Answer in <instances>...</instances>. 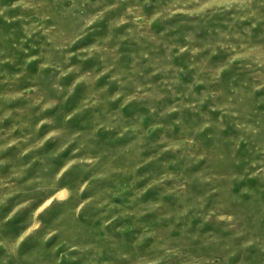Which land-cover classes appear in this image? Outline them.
Instances as JSON below:
<instances>
[{
    "label": "clouds",
    "instance_id": "1",
    "mask_svg": "<svg viewBox=\"0 0 264 264\" xmlns=\"http://www.w3.org/2000/svg\"><path fill=\"white\" fill-rule=\"evenodd\" d=\"M53 2L17 0L12 7L23 5L47 12ZM55 3L59 6L53 12L52 23L56 27L50 28L49 32L63 31L65 13L60 10L66 9L71 13V34L62 37L55 45L60 59L53 61L50 54L41 65V71L47 67L54 77L48 89L33 87L27 91L36 94L38 117L57 110L61 103H67L78 87L81 100L79 106L63 114L62 124L58 125L53 116H44L35 126L39 131L47 124L48 131L27 151L43 148L51 141L55 148L51 153L52 159H60L66 151L69 154L58 165L44 163L36 178L27 180L22 188L10 191L9 195L15 196L11 203L7 196L0 198V208L6 212L3 219L11 222L9 228L0 223V264H18L20 258L32 255L37 249H54L57 240L68 244L69 250L85 251L86 246L80 242L67 240V217L70 215L72 220H76L94 206L101 209L105 205L117 207L107 198L93 194L94 182H110L112 173L116 171L111 160L97 152L96 146L84 133L68 131V122L87 111L92 117L90 135L94 136L100 130L107 134L115 133L118 138L135 134V142L143 144L148 130L143 128L140 108L125 119L121 113H112L108 109L109 103L117 101L120 109L132 103L147 106L155 118L151 130H161L153 144L160 145L157 156L149 155L141 161L137 150V167L151 163L164 153L169 154L163 161L165 170L152 178L139 194L148 188H157L173 198L172 201L153 203L144 211L138 208L136 212L124 214L138 217L147 210L156 212L167 203L168 207L177 209L175 214L169 213L168 218L174 216L175 223L181 225V235L188 228L198 236L210 235L208 243L231 248L229 255L232 256L253 244L264 251V240L255 238L250 231L252 225L240 208L238 194L250 187L247 179L255 178L258 183H264V117L250 115L247 108L241 107L242 98L237 99L239 85L243 84L250 85L256 100H264V27L261 35L253 39V31L264 26V0H135L134 7L127 6L129 0H55ZM103 20H107L108 33L103 42L98 43L101 33H96L93 25ZM156 23L160 24L159 32L149 35ZM172 29L183 31V43L169 41L166 34ZM89 33H93L89 44L75 52L70 50L72 44ZM141 36L162 45V49L154 48L151 55L142 51L141 56L147 59L148 64L141 67H137L134 56L129 71L123 63L116 62V49L110 41L115 42L118 48L120 42L133 37L139 44ZM73 56L77 58L76 64L71 63ZM184 56L187 57V68L171 63ZM85 60L92 63L81 67L80 62ZM149 67L150 71L144 70ZM69 76L72 80L65 86L63 80ZM156 76L160 77L159 84L153 82ZM102 77L106 78V83L98 85L97 81ZM108 84L114 87L110 89ZM226 87L231 89V94ZM18 95L23 96L24 93ZM169 97L171 102L161 106L160 102ZM185 110L199 117L198 120L194 117L191 127L184 122ZM211 113L219 115L213 120ZM169 117L174 119L165 123ZM173 124L178 128H173ZM227 124H230L234 137V148L254 146L251 159L243 169L229 163L225 156L217 155L216 137L225 131ZM209 129L216 131L209 135L210 145L202 147L198 136ZM169 133L178 138L171 139ZM132 143L130 140L129 144ZM106 147L122 149L124 146ZM231 159H235V153ZM170 160L172 163L183 160L185 171L167 170ZM220 162L225 163L223 172L218 170ZM194 165L198 167L192 170ZM193 184L198 186L197 191L192 190ZM225 184L229 186L228 191ZM233 184L239 185L238 193L230 191ZM3 188L0 182V189ZM86 192L89 195L84 198ZM193 215L199 217L195 227L181 224ZM258 218H264V204L258 209ZM203 224L219 225L222 232L231 236V241H225L221 235L207 229L201 234ZM139 227L142 232L124 246L114 241L116 246L111 249L108 264H215V259L193 260L180 239L169 238L161 242L155 230L142 225ZM124 230V227L117 229L119 232ZM240 238L245 242L237 249L232 241Z\"/></svg>",
    "mask_w": 264,
    "mask_h": 264
},
{
    "label": "rangeland",
    "instance_id": "2",
    "mask_svg": "<svg viewBox=\"0 0 264 264\" xmlns=\"http://www.w3.org/2000/svg\"><path fill=\"white\" fill-rule=\"evenodd\" d=\"M14 4H17V0H0V12H2L0 14V182L4 185V188L0 189V198L7 196L9 203L15 200V196L9 195V192L22 188L27 180L36 178L44 163L58 165L69 154L66 151L60 159H52L51 153L55 151V148L51 141L46 143L43 148H33L32 151H27V149L32 148L48 131L47 124L43 125L39 131L36 130L35 126L39 119L44 116H53L58 125L62 124L63 114L79 106L82 95L78 87L76 92L69 97L68 102L61 103L57 110L42 113L40 117L36 115L39 111V106H35L36 94L27 90L33 87L48 89L54 77L49 74L50 69L47 67L41 71V65L50 54L53 61L60 59V53L55 51V45L60 42L62 37L71 34L69 31L71 13L66 9H61L60 11L65 13L62 20L63 31L61 33L49 32L50 28L56 27L52 23L53 12H56L59 7L55 0L51 5V10L47 12L39 11L36 7L25 8L23 5L12 7ZM127 6L134 7L135 0H129ZM59 14L57 12L58 16ZM109 15H114V13ZM262 27L264 26H258L253 31V39L261 35ZM93 28L96 33H101L97 42H103L108 33L107 20L98 22L93 25ZM159 29V23L153 24L149 35H156ZM121 34L124 33L121 32ZM166 36L170 42L183 43L184 41V33L180 29H172ZM92 38L93 33H89L83 39L72 44L70 50L77 51L81 46L89 44ZM157 39L159 40L160 37L157 36ZM139 40V44L136 43V37L122 41L118 48H116L115 42L110 41L112 47L116 49L114 53L116 62L123 63L129 71H131L134 56L137 67H141L148 64L147 59L141 56L142 51L151 55L154 48L162 49V45L146 36L139 37ZM153 59L156 60L157 58L153 57ZM71 63H77L75 56H73ZM80 63L83 67L92 62L85 60ZM171 63L187 68V57L175 58ZM97 70H99V65H97ZM144 70L150 71L151 68ZM181 78H183L182 74ZM71 80V76L66 77L63 84L67 86ZM153 82L159 84L160 77H153ZM105 83V77L97 81L98 85ZM227 84L228 81H226ZM107 86L110 89L114 87L112 84ZM226 90L231 94L230 88L226 87ZM197 92H199V88H197ZM19 93H24V95L19 96ZM241 98L243 100L241 107L247 108L250 115L259 114L264 117V100H256L253 97L250 85H239L237 99ZM170 102L171 98L169 97L160 103L162 106L164 103ZM119 103V101L109 103L108 109L112 113H121L125 119L137 108H140L143 114V128L148 130V135L143 144L135 142V134H126L124 137L118 138L115 133L107 134L100 130L94 136L90 135L92 117L87 111L73 117L68 122V131L76 130L84 133L90 142L96 146L95 150L103 153L106 160H111L116 171L112 173L110 182H94L93 194L101 195L102 199L107 198L110 203L117 205V207L108 208L105 205L101 209L94 206L88 210L86 215L82 213L76 220H72L70 215L67 217L65 222L67 240L80 242L86 246L85 251L69 250L68 244L57 240L54 249H37L32 255L20 258L18 264H108L111 249L116 246L114 241H118L119 246H124L128 240L135 238L142 232L143 229L139 227L141 225L149 230H155L161 242L169 238L180 239L185 244L187 255L193 260L215 259V264H264V251H261L256 244L238 251L235 256H232L229 255L231 248L225 249L223 244L215 246L208 243L211 239L210 235L208 237L198 236L197 233L191 231V228H188L187 232L181 235V225L175 223L174 216L168 218L169 213L175 214L177 209L168 207L167 203L156 212L147 210L144 215L138 217L124 214L136 212L138 208L144 211L150 209L153 203L160 200L168 202L172 201L173 198L161 193L157 188H148L142 195L139 194L140 190L144 189L152 178L159 176L165 170L163 161L169 154L164 153L151 163L137 167V150L140 151L141 161L149 155L157 156L160 145L153 146V144L158 140L161 130H151L150 126L155 118L148 111L147 106L132 103L120 109L118 108ZM218 115L219 113H211L213 120ZM194 117L196 120L199 119L193 112L185 110L184 122L189 127L192 126ZM173 119L174 117H169L165 123H170ZM172 127L178 128V125L173 124ZM213 131L216 130L209 129L199 134L198 139L202 147L210 145L209 135ZM169 137L171 139L178 138L174 137L172 133H169ZM130 140L133 141L132 144H129ZM233 140L230 124H227L225 131L216 137L217 155L225 156L229 163L243 169L251 159L254 146L253 148L240 146L236 149L233 146ZM115 144L124 147L122 149L106 147ZM233 153H235L234 160L231 159ZM196 167L198 166L194 165L192 170H195ZM224 169L225 163L220 162L218 170L223 172ZM167 170L177 173L185 171L184 161L178 160L172 163L170 160ZM246 183L250 187L244 193H238L239 185L236 184L231 185L230 191L239 194L240 208L245 211L252 225L250 231L255 238L264 240V218H258V209L264 204V183H258L255 178L247 179ZM107 189L111 191H107ZM192 190L197 191L198 186L193 184ZM225 190H229L227 184H225ZM88 195L89 193L86 192L84 198H87ZM5 215V210L0 208V223H3L5 228H9L11 222L4 221ZM198 221L199 217L193 215L187 220L181 221V224L195 227ZM120 227H124L125 230L123 232L117 231ZM206 229L210 233L221 235L225 241H231V236L222 232L219 225L203 224L200 233L202 234ZM198 240L200 241L199 246H197ZM244 242L243 238L232 241L237 249ZM88 245L90 247H87Z\"/></svg>",
    "mask_w": 264,
    "mask_h": 264
}]
</instances>
